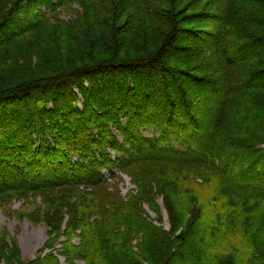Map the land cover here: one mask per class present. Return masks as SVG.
Masks as SVG:
<instances>
[{"label":"trees","instance_id":"obj_1","mask_svg":"<svg viewBox=\"0 0 264 264\" xmlns=\"http://www.w3.org/2000/svg\"><path fill=\"white\" fill-rule=\"evenodd\" d=\"M72 1L0 0V51L5 52L19 42L28 43L27 39L33 37L31 33L37 30L52 28L49 19L69 4L73 5ZM168 2V8L146 3L152 10L151 15L162 19L164 27L159 25L154 29L146 25L144 44L140 48L134 45L132 50H127L129 42L125 41L127 34L133 32L136 17L133 15L132 20H128L123 12H118L117 21L98 19L106 24L108 35L99 31L98 24L84 26L71 35L70 39L77 40L83 30L92 29L86 39L87 46L93 50L88 59L62 62L55 68L49 66L47 70L30 75L24 71L34 70L36 64L28 61L23 49L16 51L20 55L11 56L26 70L19 68L23 72L19 70L16 79L0 78V203L28 193L50 198L55 193L59 205L67 208L70 220L76 210V219L71 223L77 226L78 220L83 228L78 229L80 242L65 243L61 250L63 255L68 254L67 261L74 253L85 264H98V260L100 264H142L141 258L148 264H206L208 258L214 259V264H230L227 255H216L212 259L211 254L205 252L212 238L206 243L204 237L218 230L222 225L219 220L214 223L183 220L179 235L170 238L161 233L152 243L153 251L149 255L143 252L141 262L138 261L137 252L133 251L135 239L120 238L121 233L133 226L131 209L140 210L136 226L162 231L142 217L141 204L153 206L160 195L145 181L139 180L136 189L128 193L125 200L117 196L109 198L117 204L113 212H108L113 213V217L107 216L104 204L103 209H98L92 199L79 202L76 197L79 192L89 190L88 187L100 185L104 169L115 176L129 162L154 163L157 168L170 170L171 167L165 164L177 167L188 163L202 165L211 173L219 174L220 193H225L227 201L236 204V210L243 213L237 223L229 224H233L235 233L238 232L232 237L251 250L250 258L263 264L264 176L261 179L255 177L257 168L254 167L264 160V101L260 104L254 88L264 81V69L258 68L259 63L264 66V51L258 60L250 61L241 53L248 46L264 47V39L248 44L251 38L256 39L254 34L259 15H264V2L216 0L215 7L221 2L224 11L203 18L214 26L215 32L210 40L208 32L201 36L196 34V38L213 44L212 54L206 57L219 56L217 66L224 72L222 82L197 77L179 64L178 67L173 64V49L183 53L178 61L195 63L190 46L180 39L184 33L194 36L189 29L195 23L188 17V10L193 5L190 1L186 5H179L178 0ZM136 3L141 7L143 1ZM114 14H117L116 10ZM16 20L23 28L14 33L13 21ZM125 23L127 26L123 28ZM109 34L113 45L109 42ZM99 45L112 46V51L100 55ZM144 71L153 76L149 84L140 83L137 77ZM185 79L207 87L217 98H222L213 101L217 109L203 114V117L209 116L207 125L196 116L195 103L185 88ZM143 90L153 101L146 99ZM155 109L163 112L157 114ZM177 110L180 112L176 113ZM229 125L242 131H233ZM147 129H154V135H144ZM247 132L250 134L245 136ZM237 137L257 144L256 148H249L257 158L245 153L248 148H242ZM254 159L253 166H248ZM134 176L139 178L138 174ZM172 186L170 184V188ZM72 206L75 208L71 209ZM172 206L173 201L168 202V207ZM252 207L254 212H248ZM92 209L96 210L91 212ZM205 229L209 230L206 232ZM144 234L146 242L154 237L150 230ZM0 235V263L9 256L18 260L15 250L4 243L2 231ZM141 247L144 245L140 244L139 250ZM57 261L52 253H48L39 255L31 264H60Z\"/></svg>","mask_w":264,"mask_h":264},{"label":"rangeland","instance_id":"obj_2","mask_svg":"<svg viewBox=\"0 0 264 264\" xmlns=\"http://www.w3.org/2000/svg\"><path fill=\"white\" fill-rule=\"evenodd\" d=\"M136 1L138 2L139 0H114L115 7H113L112 0H73V5L69 4V7L67 8L66 6V9L62 7L63 9H61L58 14H55L49 19V26H53L52 28L47 31L37 30L31 33L33 37L27 39L30 44L19 42L13 47L6 49L5 52L0 51V73H2L0 74V78L16 79V76L20 72L19 70H21L19 68L26 70L21 67V65H18L17 60L14 61V58L11 57L20 55L16 53L19 49H23V54L28 55L26 58H28L30 63L36 64L34 70L24 71L27 73L30 72V75L35 72L37 73V71L47 70L49 66L55 68L62 62L73 63L78 62L82 58L88 59L93 50L90 45L87 46L88 43L86 39L89 38V32L92 31V29L83 30L77 40L70 39L71 35L83 29L84 26L92 27V25L96 24H98L97 28L100 32H105V34L108 35L109 32L105 26L106 24L103 21L98 22V19L108 18L112 21L113 18L117 21L119 19L118 12H123L128 20H132L131 16L133 15L134 18L136 17L133 32L127 34L125 41L127 43L129 42L126 44L127 50H132L134 45H138L137 47L140 48L141 44H144V31L146 25L154 29L159 25L164 27L162 19L154 18L153 15H151L152 10L146 7V3L154 7L168 8L169 2L168 0H140L143 1L140 7ZM189 1L193 4L192 7H194H190V10H188V17L193 19L192 21L195 23L189 30L195 34L192 36L184 33L180 39L190 46L194 53L192 58L196 61L195 63L178 61L183 53L180 49H173L171 53L174 59H172L173 64L177 67L179 64V67L183 70L186 69L188 72L194 73L197 77L213 82L219 79L222 82L224 72H220L217 66L219 56L215 54L211 58L206 57L212 54L210 50L213 48V44H211V41L205 43L206 40L203 42L201 39L198 40L196 38V34H200L201 36L203 32H208V40L211 39V36H213L215 32V28L211 23L203 21V18H210L212 15H216L217 12L224 11L221 8L222 1L220 4H216L218 5L217 7H215L216 0H178V4L186 5ZM262 2L264 1L262 0ZM218 7H220L221 10H218ZM25 8H27V5ZM114 10L117 11V14H114ZM261 16L264 15H259V25L256 27V32L254 34L256 39L251 38L248 44H251V42L255 43L256 40L261 41L264 39V17L261 18ZM17 21L18 20L13 21L16 27H13L14 33H17L23 28L21 24L18 25L19 21ZM110 21L107 23L109 24ZM124 26H127V23L123 25V28ZM31 34L30 36H32ZM109 42L113 45V38L110 34ZM97 51L100 55H102V53L107 54L112 51V46L109 48L108 45H106V47L99 45ZM263 51V46L252 45L250 47L248 46L241 54L242 56L248 57L249 61L252 59L258 60ZM258 68L260 70L264 69L263 63H259ZM23 70L21 71L23 72ZM248 75L249 73L246 70V80H248ZM137 77H139L140 83L145 84H149L151 78H153L147 71H144L141 75L137 74ZM187 78L189 79L191 77L188 76ZM188 79L184 81L186 84L185 88L191 93L192 100H194L196 116L198 115V117H201L204 124L207 125L210 122L208 120L209 113L208 115L206 114L208 118L203 117V114L217 109L218 106H215L213 101H219L222 98H217L207 87L197 85L196 83L193 84ZM125 80L127 83H130L127 79ZM257 84L258 86L254 88V91L258 93L259 97L257 99L261 100V104L264 101V81ZM97 87L100 88V86ZM125 93L128 94L127 90ZM143 93L148 101H153L145 90H143ZM158 94L160 96L159 91ZM178 110L176 113L180 112ZM180 110L183 112L182 109ZM156 111L157 112H154L157 114L163 112V110ZM229 126L233 131H242L237 128L234 129V125ZM248 134L250 133H245V136ZM144 135L153 136L154 129L144 130ZM236 139L241 141L243 145L242 148H248L245 152L246 154L249 153L253 158H257L255 155L256 153H252L250 151L251 149H249L256 148L257 144L240 137ZM184 157H186V155H184ZM254 163L255 159L252 160L248 166L252 167ZM165 165L166 167H171V170L165 167L157 168L154 163L141 164L140 162H129L126 167L118 170L115 176H111V174L104 169L103 182L98 186L88 187L89 190L79 192V194H76V197H79V202L92 199V202L96 204L98 209L100 207L103 209L104 204L107 209L105 213L108 214V212H113L117 206V204L112 203L109 198L117 196L120 199H127V194L136 189L135 184H138L139 180L147 182L150 184V188H152L153 191L160 193V195H157L158 198L156 199L155 205L152 206L148 203H142L141 210H143L142 217L152 221V223L155 226L157 225L162 231H159L157 228H146L144 225L136 226L140 210L136 211V209H131V212L134 214L133 219H130L133 226L129 227L126 232L120 234V238L133 237L135 239L133 242V251L137 252L135 253L137 260L140 262L142 260L144 262L142 264H148V262L146 263L144 258L140 260V256L143 252L147 253L145 255H149L150 251H153L154 245L152 243L155 239L159 238L161 233H166V236L170 238L179 235L183 229V220L187 219L192 220V222L206 221L214 223V221L217 222V220L222 222V225L218 226V230L212 231L213 233H209L206 236L203 233L206 243L212 238L210 247H204L205 252L211 254L210 256L212 259L213 257L215 258L216 255L222 257L227 255L231 262L230 264H260L261 262L250 258L251 250L247 246H242L238 243L237 239L232 237L238 234V232L235 233L232 226L233 224H229L231 222L237 223L239 221V215L243 213L236 210V204H231L227 201L226 196L223 195L225 193H220L221 178L219 174L211 173L208 169L204 168V166L192 163H188V165H178V167L176 165ZM256 168L255 177H260L261 179V177L264 176V160L254 167V169ZM135 174H138L139 178L134 176ZM207 181H210V184H205ZM255 181L256 178H254L253 182ZM170 184L175 187L173 188L172 186L170 188ZM168 188L173 189L172 192ZM52 193L53 192H50V194ZM54 194L50 198L47 196L43 197L42 194L28 193L24 196L13 197L10 201H6L5 203H0V231H2L4 243L9 245L13 251L15 250V255L18 258V260L15 261L13 260L14 258L9 256L8 259H2L0 264H31L39 255L45 256L48 253H52L60 264H85L84 260L80 258L79 255L71 253L67 261L68 254L63 255L61 252L65 243L71 245L80 242L81 235L78 229H80L79 227L83 228V224L78 220H76V225L78 227L71 223V221L73 222V220L76 219L74 217L76 210L72 214V219L70 220V216L67 214V208H65V205H59V201L57 200L59 197L55 198L56 196ZM170 196L171 199L168 200ZM171 201H173L174 206L168 207V202L170 203ZM241 207L239 210H241ZM74 208L75 207L72 206L71 209ZM252 208L248 212H254V208ZM95 210L96 209H92L91 212ZM119 212L121 214V211ZM107 216L113 217L115 215L109 213ZM217 216H220L221 219ZM228 217L231 218V220ZM159 218L160 221H156ZM69 220L71 223L70 227H68ZM139 228H141L143 232H137L136 229ZM148 230L151 231L154 237L151 236L150 241L146 242L144 232ZM205 230L207 232L209 229ZM147 243H149V246ZM140 244L144 245L143 248L141 247L142 250H139ZM104 257L106 258V256ZM214 263V259L211 260L208 258V263L206 264ZM98 264H100L99 260Z\"/></svg>","mask_w":264,"mask_h":264}]
</instances>
